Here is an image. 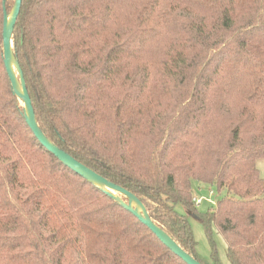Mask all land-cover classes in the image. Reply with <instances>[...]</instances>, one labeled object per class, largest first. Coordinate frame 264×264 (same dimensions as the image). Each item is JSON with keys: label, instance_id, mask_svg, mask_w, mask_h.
<instances>
[{"label": "trees", "instance_id": "16d2710c", "mask_svg": "<svg viewBox=\"0 0 264 264\" xmlns=\"http://www.w3.org/2000/svg\"><path fill=\"white\" fill-rule=\"evenodd\" d=\"M14 5L0 0V264H187L38 141L4 64ZM12 47L54 145L202 264H223L215 232L230 264H264V0H23ZM193 182L223 197L201 211Z\"/></svg>", "mask_w": 264, "mask_h": 264}, {"label": "water", "instance_id": "95a60500", "mask_svg": "<svg viewBox=\"0 0 264 264\" xmlns=\"http://www.w3.org/2000/svg\"><path fill=\"white\" fill-rule=\"evenodd\" d=\"M22 1L23 0H15V5L10 15H8L5 10L3 27L4 64L13 92L19 99L20 103L24 106L27 123L38 141L65 166L117 199L129 211L137 216L141 222L148 226L149 229L160 239V241L182 260H184V262L187 264H202L184 251L165 231L155 225L148 209L137 196L109 181L102 175L76 160L64 150L54 145L42 132L37 122L24 74L13 54L12 37L21 11ZM16 72H18V75ZM120 196L125 197L128 200V203H125Z\"/></svg>", "mask_w": 264, "mask_h": 264}, {"label": "rangeland", "instance_id": "374dc122", "mask_svg": "<svg viewBox=\"0 0 264 264\" xmlns=\"http://www.w3.org/2000/svg\"><path fill=\"white\" fill-rule=\"evenodd\" d=\"M258 169L261 173L262 178H264V159L258 161ZM193 187L195 198L203 197L210 200L203 201V203L199 206L200 210L204 212L216 206L217 202L223 197L224 194L218 193L216 188H210L209 186L203 184L199 185L196 182H193ZM191 224L193 227L195 240L197 242V251L200 256L209 260L211 257V247L205 234L204 228L200 221L195 218L191 219ZM214 239L217 243V248L222 263L230 264L227 256V245L222 236L219 233L215 232Z\"/></svg>", "mask_w": 264, "mask_h": 264}, {"label": "built area", "instance_id": "2783aa9c", "mask_svg": "<svg viewBox=\"0 0 264 264\" xmlns=\"http://www.w3.org/2000/svg\"><path fill=\"white\" fill-rule=\"evenodd\" d=\"M195 201L196 204L200 206L203 203V201H210V200L208 198L199 197V198H195Z\"/></svg>", "mask_w": 264, "mask_h": 264}, {"label": "bare ground", "instance_id": "6f19581e", "mask_svg": "<svg viewBox=\"0 0 264 264\" xmlns=\"http://www.w3.org/2000/svg\"><path fill=\"white\" fill-rule=\"evenodd\" d=\"M14 67H15V64H14ZM136 207V206H135Z\"/></svg>", "mask_w": 264, "mask_h": 264}]
</instances>
